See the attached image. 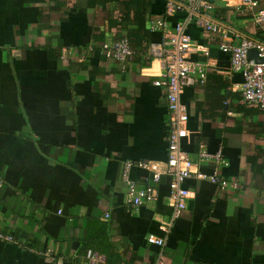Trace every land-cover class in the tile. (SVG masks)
Segmentation results:
<instances>
[{"label": "crops", "instance_id": "0c3cea01", "mask_svg": "<svg viewBox=\"0 0 264 264\" xmlns=\"http://www.w3.org/2000/svg\"><path fill=\"white\" fill-rule=\"evenodd\" d=\"M235 1L190 14L188 55L206 70L180 91L188 111L181 148L193 160L201 142L220 149L228 183L185 178L189 196L171 220L170 176L160 174L153 201L132 205L121 168L126 159L165 165L167 103L153 80L187 6L168 13L167 0H0V229L15 238L0 240V264H152L158 236L163 264H264V114L240 101L242 72L219 47L262 34ZM156 17L164 29L148 28ZM199 17L219 29L206 31ZM142 23L147 40L133 36L129 59L104 56L102 40ZM151 173L130 168L138 186ZM87 244L100 256L87 257Z\"/></svg>", "mask_w": 264, "mask_h": 264}, {"label": "built area", "instance_id": "2783aa9c", "mask_svg": "<svg viewBox=\"0 0 264 264\" xmlns=\"http://www.w3.org/2000/svg\"><path fill=\"white\" fill-rule=\"evenodd\" d=\"M239 10L249 13L251 19L261 31L262 38L254 39L242 36L238 43L222 42L219 47L228 52L231 68L242 72L243 80L240 84V101L244 103L256 104L264 114V7L259 6V0H236L233 2ZM186 5L188 16L176 22L174 31L170 34L169 47L161 53L163 70L154 83L162 86L167 103V158L163 168L153 166L148 160L133 161L126 159L121 168V178L126 182V201L132 205H139L153 201L157 196L156 182L160 179L161 173L170 176L169 179V198L172 203L171 220L175 218L181 208L185 206L189 190L182 186V181L191 176L205 178L211 182L218 183L221 187L227 185L228 180L218 172L219 165H226L228 162L223 157L220 149L209 151L204 143L199 144L197 160H193L188 152L181 148L180 140L185 131V122L188 118L186 105L180 99L181 89L195 81V75L199 76V81L205 77V62L191 58L188 55L192 43L190 36L184 31L186 22L190 14L203 8L207 10L212 7V0H167L166 12H172L179 5ZM199 23L208 32L219 29V25L210 21L206 17H199ZM165 27V21L161 17L151 18L148 21L150 30H161ZM155 45H152L153 49ZM255 49L257 56L262 57L261 61L248 56V51ZM64 50H66L64 48ZM100 50L107 58L116 59L120 62L126 61L134 53V47L129 38L122 34L113 40H103ZM205 54L207 52L205 51ZM210 161L212 169L210 172H203L199 168V163ZM137 163L152 171L151 182L146 185L138 186L130 177L131 166ZM107 215V214H106ZM169 220L167 223L171 221ZM166 223V222H165ZM165 225V224H164ZM0 240L15 241L14 236L0 229ZM159 246L157 256L152 264H163L164 238L158 236L154 238ZM85 255L89 258L99 257L100 254L88 249Z\"/></svg>", "mask_w": 264, "mask_h": 264}, {"label": "trees", "instance_id": "16d2710c", "mask_svg": "<svg viewBox=\"0 0 264 264\" xmlns=\"http://www.w3.org/2000/svg\"><path fill=\"white\" fill-rule=\"evenodd\" d=\"M243 14H247V13H243ZM145 27L147 28V25L145 23H142L140 28H135L134 30L132 28H130L128 30V32L125 34L128 38L130 43L132 44V46L135 48V45L133 43V36L137 35L140 38H144V40H147V36L145 34ZM103 41V40H102ZM101 41V42H102ZM88 249H90L91 251H98L101 252L98 249L93 248L91 245L87 244L85 246H83V252H86ZM103 250V249H102Z\"/></svg>", "mask_w": 264, "mask_h": 264}, {"label": "water", "instance_id": "95a60500", "mask_svg": "<svg viewBox=\"0 0 264 264\" xmlns=\"http://www.w3.org/2000/svg\"><path fill=\"white\" fill-rule=\"evenodd\" d=\"M248 56L249 57H252V56L255 57L256 56L257 57L256 59L259 60V61H261L263 59L262 57H258L257 56V51L255 49H250L248 51Z\"/></svg>", "mask_w": 264, "mask_h": 264}]
</instances>
